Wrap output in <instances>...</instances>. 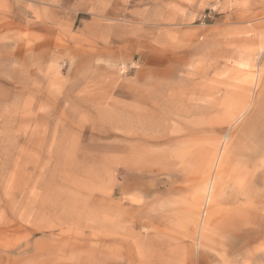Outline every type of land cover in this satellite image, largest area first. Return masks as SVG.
Segmentation results:
<instances>
[{
  "label": "rangeland",
  "instance_id": "1",
  "mask_svg": "<svg viewBox=\"0 0 264 264\" xmlns=\"http://www.w3.org/2000/svg\"><path fill=\"white\" fill-rule=\"evenodd\" d=\"M0 264H264V0H0Z\"/></svg>",
  "mask_w": 264,
  "mask_h": 264
}]
</instances>
